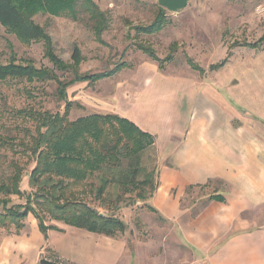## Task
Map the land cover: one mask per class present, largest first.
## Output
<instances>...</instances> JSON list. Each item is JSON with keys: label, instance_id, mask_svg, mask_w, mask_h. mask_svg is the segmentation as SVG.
I'll list each match as a JSON object with an SVG mask.
<instances>
[{"label": "rangeland", "instance_id": "374dc122", "mask_svg": "<svg viewBox=\"0 0 264 264\" xmlns=\"http://www.w3.org/2000/svg\"><path fill=\"white\" fill-rule=\"evenodd\" d=\"M94 2L101 11L110 16L109 28L102 36V42L95 36L93 23L83 13H80L77 21L70 17H54L48 14L34 18L35 23L52 38L59 59L72 64L73 53L76 49L79 51L82 60L81 74L102 73L121 64L128 65L122 73H117L118 76L115 74L111 77L115 82L127 79L126 75L141 64L155 71L158 63L140 49V46H145L153 50L160 59L172 55L173 60L165 64L166 69L162 73L195 78L200 92L206 90V86L210 84L217 92L225 94L226 88L234 89V86H239V76L254 74L255 61L264 52V45L261 50L238 46L243 42L258 41L264 35V0H189L187 8L180 13L166 10L167 26L162 32L152 36L137 35L133 28L147 26L154 21L158 0ZM228 52H232V56L226 67L219 72H210L209 66L223 60ZM12 57L20 64L31 62L37 68H50L61 80L70 79L69 74L63 75L45 59L42 44L24 45L0 24V64L9 63ZM188 59H192L207 72L202 75L192 70ZM215 77L230 79L231 84L224 87L214 81ZM57 87L50 76L32 84L0 82V113L4 114V117H0V134H11L17 143L22 139L28 142L30 139L25 128L34 133L35 126L12 118L9 113L23 109L62 113L66 102L57 96ZM111 88L112 83H104L103 80L94 85L79 82L70 86L66 100L72 104L69 120L76 121L97 113V105L111 97L108 96ZM25 90H30L33 95L28 97ZM0 156L13 158L11 152L6 154L1 151ZM160 165L154 141V145L142 156V167L145 173L154 175L155 183L158 181ZM32 167V164L27 167L22 182V190L26 192L31 191L29 172ZM208 193H212V190L195 191L194 196ZM90 198L92 197L87 199ZM11 199L14 204L25 203L17 196ZM129 200L131 204L115 213L116 217L128 225V230L115 238L91 234L46 219L47 225L57 228L48 232V239L45 241L38 229V222L32 215L26 219V229L19 236L7 234L0 229V264H40L42 259H57L72 264H115L119 260L118 264H131L130 257H134L132 264H148L144 259L153 257L158 249H155V253L149 248L145 250L141 241L150 238L154 241V246L161 243L164 236L173 237L174 231L161 224L157 213L148 210L143 202L137 201L136 193L130 194ZM91 206L97 207L104 214L109 213L98 204ZM101 238H104V247L100 244L95 247ZM133 253L137 255L132 256ZM155 256H159V252Z\"/></svg>", "mask_w": 264, "mask_h": 264}, {"label": "crops", "instance_id": "0c3cea01", "mask_svg": "<svg viewBox=\"0 0 264 264\" xmlns=\"http://www.w3.org/2000/svg\"><path fill=\"white\" fill-rule=\"evenodd\" d=\"M145 67L103 80L112 83L111 97L95 113L118 114L155 139L161 165L147 205L174 236L154 246L144 238L145 250L159 252L144 262L264 264V52L254 74L239 76L225 94L210 84L200 92L197 79L162 73L166 67ZM206 190L212 193L194 196ZM216 195L223 200L210 199Z\"/></svg>", "mask_w": 264, "mask_h": 264}, {"label": "trees", "instance_id": "16d2710c", "mask_svg": "<svg viewBox=\"0 0 264 264\" xmlns=\"http://www.w3.org/2000/svg\"><path fill=\"white\" fill-rule=\"evenodd\" d=\"M156 7L157 13L151 24L133 28L137 35L152 36L165 29L168 24L166 9L158 4ZM80 13L93 23L95 36L102 42V36L109 28L110 16L101 11L94 0H0V24L24 45L42 44L44 57L54 69L70 75V79L61 80L54 70L37 68L31 62L20 64L15 57L7 64H0L1 83L32 84L50 76L58 86L57 96L66 102L62 113L35 109L9 113L12 118L35 126L34 133L25 128L30 139L28 142L22 139L17 143L11 134H0V152H11L13 157L0 156V229L10 235H21L26 229V219L32 215L45 241L48 232L57 228L47 225L46 219L91 234L115 238L128 230V225L115 213L131 204L129 195L134 193L137 201L143 202L148 210L155 211L146 202L154 195L158 182L155 183L154 175L145 173L142 167V156L154 145V137L129 119L115 114H93L76 121L69 120L72 104L66 100L70 86L79 82L94 85L128 68V65L121 64L106 72L81 74L79 51L76 49L73 53L72 64L65 63L55 53L52 38L34 21L35 16L42 14L70 17L77 21ZM263 45L264 35L258 41L238 44L250 50H261ZM140 49L157 62L161 70L173 60L172 55L160 59L150 48L140 46ZM231 56L232 52H228L223 60L209 66L208 70H221ZM187 62L192 70L202 75L207 72L192 59ZM25 93L28 97L33 95L30 90H25ZM31 164V191L26 192L22 190V182ZM13 196L25 203L14 204ZM210 199L223 200L219 195ZM92 204H98L109 213L100 212ZM40 264L72 263L42 259Z\"/></svg>", "mask_w": 264, "mask_h": 264}, {"label": "water", "instance_id": "95a60500", "mask_svg": "<svg viewBox=\"0 0 264 264\" xmlns=\"http://www.w3.org/2000/svg\"><path fill=\"white\" fill-rule=\"evenodd\" d=\"M189 0H158V5L169 12L179 13L187 8Z\"/></svg>", "mask_w": 264, "mask_h": 264}]
</instances>
